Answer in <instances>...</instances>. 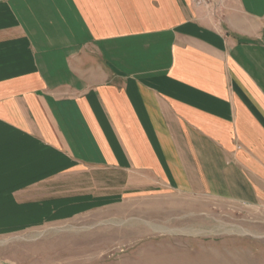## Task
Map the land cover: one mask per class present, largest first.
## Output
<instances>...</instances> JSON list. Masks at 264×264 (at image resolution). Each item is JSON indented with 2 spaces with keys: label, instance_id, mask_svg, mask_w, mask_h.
<instances>
[{
  "label": "crops",
  "instance_id": "0c3cea01",
  "mask_svg": "<svg viewBox=\"0 0 264 264\" xmlns=\"http://www.w3.org/2000/svg\"><path fill=\"white\" fill-rule=\"evenodd\" d=\"M163 192L264 203V0H0V234Z\"/></svg>",
  "mask_w": 264,
  "mask_h": 264
},
{
  "label": "rangeland",
  "instance_id": "374dc122",
  "mask_svg": "<svg viewBox=\"0 0 264 264\" xmlns=\"http://www.w3.org/2000/svg\"><path fill=\"white\" fill-rule=\"evenodd\" d=\"M89 173L69 176L71 191L105 193ZM114 174L123 194L125 174ZM150 195L0 234V264H264V203Z\"/></svg>",
  "mask_w": 264,
  "mask_h": 264
},
{
  "label": "bare ground",
  "instance_id": "6f19581e",
  "mask_svg": "<svg viewBox=\"0 0 264 264\" xmlns=\"http://www.w3.org/2000/svg\"><path fill=\"white\" fill-rule=\"evenodd\" d=\"M161 230H164V229H161ZM168 231H173V230L170 229V230H168ZM230 231H234V230H230ZM238 231H239V230H238ZM240 232H243V231H240Z\"/></svg>",
  "mask_w": 264,
  "mask_h": 264
}]
</instances>
